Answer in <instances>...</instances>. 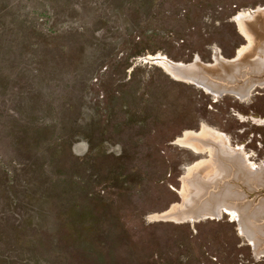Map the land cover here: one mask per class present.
I'll list each match as a JSON object with an SVG mask.
<instances>
[{"label":"rangeland","instance_id":"374dc122","mask_svg":"<svg viewBox=\"0 0 264 264\" xmlns=\"http://www.w3.org/2000/svg\"><path fill=\"white\" fill-rule=\"evenodd\" d=\"M260 72L264 0H0V264H264Z\"/></svg>","mask_w":264,"mask_h":264},{"label":"crops","instance_id":"0c3cea01","mask_svg":"<svg viewBox=\"0 0 264 264\" xmlns=\"http://www.w3.org/2000/svg\"><path fill=\"white\" fill-rule=\"evenodd\" d=\"M240 58L239 57H237L236 59H234V60H232V61H235L234 63H236L238 60H239ZM192 137H196L197 139H203V140H208L209 141V143H215V144H217L216 146H219V147H217V148H220L221 149V151L223 152H220L218 149H216V151H218V155H217V157L218 156H222L223 157V159H225V161H228V160H230L229 162H228V164L229 165H232V164H234V165H232V167L231 166H229L230 168H231V170L232 169H234L233 167H236L237 169H238V171H239V173H241V174H243L244 176H245V174H247L248 173V171L247 170H243V171H246V172H243L242 170H240L239 168H242V161H241V158H240V156L239 155H237L236 153H234L233 151H229L228 150V147H226V146H224V141L222 140V142L219 144L218 143V141H221V139H219L217 136H215L214 134H211V133H209V132H206V131H204V133H202V134H200V135H193ZM225 144L226 145H228V141H225ZM222 145V146H221ZM221 146V147H220ZM232 154H235V158H236V161L235 160H232L231 159V157H232ZM217 157H215V158H217ZM216 160V159H215ZM215 163V162H214ZM238 163H240V164H238ZM243 169V168H242ZM231 173H232V171H231ZM228 170H225L223 167H221V166H218V168H217V173L215 174V175H210V176H208L207 175V177H202V179L204 180V182H212V181H215V180H219V181H221V180H223V178H225V176L227 177V176H229L230 174H231ZM250 174V173H249ZM247 177V176H246ZM188 185V184H187ZM187 185H186V188H187V194H189V193H191V195H190V199H188V200H196L198 197V201H197V203H196V206H198L200 203H201V198L202 197H205V192H204V190L206 191V189L204 188V186H203V190L202 189H199L198 187H196V186H192L191 188H189V187H187ZM188 200H187V203H188ZM196 206H195V208H196ZM202 208V207H201ZM199 209V208H198ZM195 210H197V209H195Z\"/></svg>","mask_w":264,"mask_h":264},{"label":"water","instance_id":"95a60500","mask_svg":"<svg viewBox=\"0 0 264 264\" xmlns=\"http://www.w3.org/2000/svg\"><path fill=\"white\" fill-rule=\"evenodd\" d=\"M215 75V74H214ZM221 76H223V75H218L217 77V81H221L220 80V77ZM228 77V76H227ZM192 79H190L191 81H194V80H198V81H201V78H200V76H197L196 74H194V76H192L191 77ZM223 79H225L224 77H222ZM254 79H261V80H263L264 79V76H262V77H259V78H254ZM215 80V79H214ZM235 80H233V81H229V82H221L222 84H220V83H217L216 85H209V84H207V83H204L203 81H201L203 84H205L207 87H208V89H209V92H211V93H213L214 91H217V92H215V94L214 95H218L219 94V96H222V95H224V94H226V93H230V94H234V95H237V94H239V92L241 93V94H245L251 87V91H250V94H251V92L255 89V87L256 86H258V84H259V82L258 81H255V82H251V83H249L248 85H246V86H244L243 88H242V91H240V89H235V88H233V87H235L236 85H231V83L233 82V83H236V81L234 82ZM229 83V84H228ZM237 85H242V84H240V83H238ZM214 90V91H213ZM250 94H249V96H250ZM238 96V95H237ZM261 184H263V183H261ZM259 188H264V184L263 185H259ZM253 250H254V247H253ZM258 256V255H257ZM259 257V256H258Z\"/></svg>","mask_w":264,"mask_h":264},{"label":"bare ground","instance_id":"6f19581e","mask_svg":"<svg viewBox=\"0 0 264 264\" xmlns=\"http://www.w3.org/2000/svg\"><path fill=\"white\" fill-rule=\"evenodd\" d=\"M245 26V25H244ZM250 69H251V66H250ZM262 73H264V72H260V73H256L257 75H259V74H262ZM255 74V73H254ZM260 82H261V80H259ZM205 85V84H204ZM244 86V85H243ZM243 86L242 87H235V89L237 88V89H240V91H242V88H243ZM254 177H255V175H254ZM253 178V177H252ZM259 187V186H258ZM257 187V188H258ZM228 189V188H227ZM227 193H229L227 190H224V191H221V192H219L216 196L219 198L218 200L216 199H214L213 201H215L217 204H218V202L217 201H220V199L222 200V199H224L223 197H225V196H227V198H230L229 197V195H227ZM235 195H236V193H235ZM238 197H239V195H238ZM227 198H226V200H227ZM239 200H240V202L242 201L243 202V200H242V198L241 197H239ZM234 204H236V202H234ZM237 205H239V202H238V200H237ZM235 208L237 211H238V208L237 207H232V206H230V205H223L222 206V208ZM239 210H240V208H239ZM228 211V210H227ZM236 211V212H237ZM261 210H259L258 212H256L255 214L256 215H258V214H261L262 216H264V212H261ZM238 214H240V217H241V219H242V215L244 214V215H247L246 214V212L244 211V210H242L241 209V213H240V211L239 212H237ZM244 215H243V219H244ZM244 220H246V219H244ZM249 221V223H252V220L251 219H249L248 220ZM244 223H245V225H246V223H247V221H244ZM244 223L242 224V226H244ZM256 238V237H255ZM255 240H257V239H255ZM256 242H258V241H256ZM259 243V242H258ZM259 245V244H258ZM256 249H257V251L259 250V249H264V247H256ZM263 251V250H262ZM259 252V251H258Z\"/></svg>","mask_w":264,"mask_h":264}]
</instances>
